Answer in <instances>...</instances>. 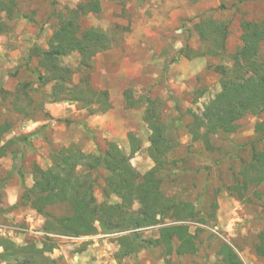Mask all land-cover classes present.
Here are the masks:
<instances>
[{
  "label": "rangeland",
  "instance_id": "374dc122",
  "mask_svg": "<svg viewBox=\"0 0 264 264\" xmlns=\"http://www.w3.org/2000/svg\"><path fill=\"white\" fill-rule=\"evenodd\" d=\"M87 1L14 0L11 16L0 9V128H7L0 132V239L41 247L46 218L23 198L33 199L36 169L49 170L51 157L61 149L75 147L86 156H100L114 144L139 182L154 167L148 140L159 119L169 151L156 179L166 198L193 206L196 220L186 225L196 235L197 254L167 256L155 227L141 235L156 245L120 262L117 240L128 233L77 239L47 235L56 243L48 257L56 264H221L217 251L227 244L241 264H264L254 253L264 233V182L250 181L258 175L250 171L256 164L253 156L264 154V132L256 131L264 114L243 118L233 134H210L207 143L203 138L194 141L192 135L204 107L220 93L223 69L233 66L241 25H264V0H100L101 12L82 17L78 24L104 36V51L82 75L75 72L77 54L59 60L74 72L70 86L88 75L94 91L108 93L112 108L94 115L69 101L47 99L52 83L43 80L37 59H28L34 45L47 49L59 14L65 16ZM2 4L11 2L0 0ZM201 22L212 26L214 36L206 44L194 29ZM259 55L264 61V43ZM242 74L249 79L252 69L243 66ZM132 147L136 152L131 155ZM70 172L88 173L83 167ZM105 179L102 170L90 173L96 205L119 203L104 194ZM244 183L247 190L241 192ZM138 209L134 204L133 211ZM43 214L58 219L71 212L57 204ZM199 219L205 223H196Z\"/></svg>",
  "mask_w": 264,
  "mask_h": 264
},
{
  "label": "trees",
  "instance_id": "16d2710c",
  "mask_svg": "<svg viewBox=\"0 0 264 264\" xmlns=\"http://www.w3.org/2000/svg\"><path fill=\"white\" fill-rule=\"evenodd\" d=\"M10 2V5L0 6L1 11H5L8 16H11L16 6L14 0ZM100 12V0H88L75 11H67L65 16L59 14L58 29L48 40L47 49L43 51L34 45L28 54L29 60L37 59L44 75L43 80L52 83L51 94L47 99L52 102L69 101L90 115L103 114L112 108L108 93L94 91L88 75L83 76L78 84L70 86L74 72L62 67L59 60L77 54L79 64L75 72L82 75L90 69L91 60L104 51L106 41L99 31L81 29L78 21L89 14L97 15ZM194 29L203 44L214 36L210 22H201ZM240 41L241 47L231 57L232 68L223 69L220 93L204 107L202 119L197 120L192 134L194 141L203 138L207 143L205 139L216 132L233 134L237 130V123L243 118L264 114V61L259 55L260 46L264 43V25L243 23ZM243 66L252 69L251 78H243ZM125 99L126 105L131 106L128 98ZM6 129L0 128V132L4 133ZM150 130L148 155L154 167L139 182L137 174L128 162L121 159V152L114 144H109L100 156H86L75 147L61 149L51 157L52 166L49 170L37 168L31 189L33 199H23L32 204L37 214L46 218L44 241L37 248L34 244L16 246L9 240L0 239V260L5 264H56L48 257L56 248V243L47 235L77 239L100 233H128V236H121L117 240L119 250L116 261L120 262L156 245L157 242L152 240L144 241L141 235L142 231L155 227H159V243L167 256L196 255V235L189 232L186 224L195 221L197 214L191 204L173 203L162 194L156 174L164 164L169 149L159 119ZM201 130L205 132L200 137L198 133ZM256 131L264 132V121L256 127ZM135 152L136 148L132 147L131 155ZM253 158L256 164L250 171L255 170L258 175L250 181L259 185L264 182V154ZM76 167H83L88 173L74 176L70 171ZM98 170L106 174L104 194L116 197L119 203L96 205L93 198L95 183L90 180V173ZM243 187L241 192L247 190V184L244 183ZM57 204H65L71 214L58 219L43 214L47 207ZM134 204L139 206L137 211H133ZM196 223L203 225L205 222L199 219ZM254 253L264 258V233L258 236ZM217 256L221 264H241L227 244H220Z\"/></svg>",
  "mask_w": 264,
  "mask_h": 264
}]
</instances>
